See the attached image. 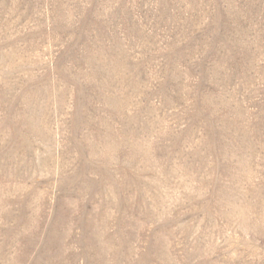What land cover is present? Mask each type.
I'll return each instance as SVG.
<instances>
[{
  "label": "rangeland",
  "instance_id": "1",
  "mask_svg": "<svg viewBox=\"0 0 264 264\" xmlns=\"http://www.w3.org/2000/svg\"><path fill=\"white\" fill-rule=\"evenodd\" d=\"M0 264H264V0H0Z\"/></svg>",
  "mask_w": 264,
  "mask_h": 264
}]
</instances>
